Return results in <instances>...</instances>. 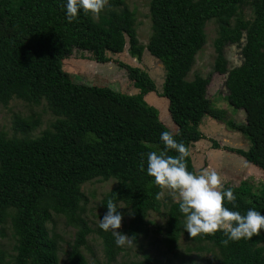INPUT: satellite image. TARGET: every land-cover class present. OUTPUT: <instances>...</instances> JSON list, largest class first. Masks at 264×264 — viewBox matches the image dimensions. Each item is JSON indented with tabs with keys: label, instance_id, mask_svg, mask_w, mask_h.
Segmentation results:
<instances>
[{
	"label": "trees",
	"instance_id": "trees-1",
	"mask_svg": "<svg viewBox=\"0 0 264 264\" xmlns=\"http://www.w3.org/2000/svg\"><path fill=\"white\" fill-rule=\"evenodd\" d=\"M248 1L253 5L251 21L236 10ZM66 3L0 0V107L12 99L33 105L45 100L58 117L52 131H44L35 139L27 137L36 126V121L28 118L18 117L13 124L21 138H6L0 133V225L7 220L11 223L16 240L12 264H58L55 239L46 229L51 213L63 216L76 231L68 264H88L81 248L94 232L102 238L108 263L176 264L150 256L137 262H115V241L110 232L93 230L81 217L84 197L80 185L94 178L117 180L101 200V219L109 199L123 203L129 213H134L129 215L125 233L136 242L146 234L147 213L159 212L161 207L156 199L160 189L147 174V153L164 148L162 132H172L177 142L190 149L191 144L204 139L198 129L204 118L220 122L248 143L246 150L230 151L264 173V0H151L153 35L147 49L165 74L160 96L168 102L169 117L176 126L173 131L160 120L158 110L143 99L156 87L140 68L124 66L138 94L71 80L63 70V61L73 49L92 53L98 63H108V54L126 51L139 58L142 50L137 46L134 20L128 10H112L98 22L81 10L69 23ZM211 19L219 24L213 43L214 70L226 75L227 102L244 112L241 123L211 104L207 96L209 78L186 80L195 55L205 43L203 25ZM243 39L242 62L229 70L225 48L239 45ZM168 154L177 155L175 151ZM186 163L196 174L191 155ZM224 188L233 190L239 205L235 208L225 200L229 210L245 215L254 209L264 215V183L258 195L247 187ZM10 209H14L13 214ZM120 212L124 216L125 211ZM184 220L178 203H172L163 239L171 251L185 231ZM227 239L223 232L194 238L218 250L221 259L217 264H264V229L251 240L225 245Z\"/></svg>",
	"mask_w": 264,
	"mask_h": 264
},
{
	"label": "rangeland",
	"instance_id": "rangeland-1",
	"mask_svg": "<svg viewBox=\"0 0 264 264\" xmlns=\"http://www.w3.org/2000/svg\"><path fill=\"white\" fill-rule=\"evenodd\" d=\"M150 2L151 0H109V6L101 12L99 18H92L98 22L102 16L112 10H128L134 20L137 46L142 50L139 58L131 57L126 51L121 54H108L110 59L108 63H98L92 53L73 49L72 54L63 61V70L75 83L109 87L125 94H138L139 90L134 88L124 66L140 68L148 74L156 87L154 92L144 94L143 99L158 110L160 120L173 131L176 130V126L169 117L168 102L160 96L165 74L160 63L149 54L147 49L153 35ZM236 10L248 21L254 17L251 1L239 4ZM218 28L219 24L215 19L204 23L205 43L195 55L194 64L186 80L192 81L195 76L209 78L207 96L211 104L225 109L229 117L241 123L244 122V112L233 109L227 102V90L224 87L226 75H220L214 70L216 54L213 43L217 37ZM244 43L243 39L239 45H230L225 48L229 70L241 64V47ZM18 117L36 121V126L32 127L27 134L30 139L41 136L44 131H52V125L58 119L45 100H41L38 105H33L12 99L6 107H0V133L6 138L22 137V134L13 129V124ZM198 129L204 135V139L190 146V155L196 174L206 168H212L221 175L224 187H247L258 195L264 183V173L258 167L246 162L240 155L230 151V149L246 150L248 143L245 139L210 118H204ZM116 184L117 180L111 177L109 179L94 178L80 185V191L84 197L82 201L84 211L81 217L93 230L99 228L98 223L104 214L100 207L101 200ZM159 200L161 203L159 212L147 213L144 220L146 234L140 235L131 246L121 248L115 244V262H137L145 256H150L159 260L174 261L176 264L190 262L192 264H217L221 259L218 250L211 244L197 243L186 230L180 234L175 248L170 250V246L163 242L166 238L164 228L168 208L175 202L167 193ZM117 207L119 211H125L120 231L126 234L125 230L129 226L131 216L123 203H118ZM9 213L13 214L14 209H10ZM46 229L50 237L55 239L58 264H68V255L76 231L66 224L63 216L54 213H51ZM15 241L11 223L7 220L6 223L0 225V254L3 261L0 264H12L15 256ZM198 247L203 249L194 250ZM81 250L88 264H114L107 262L103 252L102 238L95 232L87 237V244Z\"/></svg>",
	"mask_w": 264,
	"mask_h": 264
},
{
	"label": "clouds",
	"instance_id": "clouds-1",
	"mask_svg": "<svg viewBox=\"0 0 264 264\" xmlns=\"http://www.w3.org/2000/svg\"><path fill=\"white\" fill-rule=\"evenodd\" d=\"M107 6L109 0H67L68 22H74L81 10L85 15L98 19ZM160 140L164 148L147 153V174L154 178L155 185L160 189L156 199L167 193L173 202L178 203L185 217L184 229L191 238L223 232L228 238L224 241L227 245L229 241L251 240L254 235L260 234L264 229V215L254 209H249L245 215L229 210L225 207V200L235 208L239 205L233 190L224 188L221 175L212 168H206L199 174L190 172L186 163L190 149L183 142H177L172 132H162ZM145 147L152 146L146 144ZM170 151H175L177 155H169ZM141 171H144L143 161ZM106 206L107 212L98 227L106 233L110 232L118 247L131 246L134 237L120 231L124 216L117 204L109 199Z\"/></svg>",
	"mask_w": 264,
	"mask_h": 264
}]
</instances>
